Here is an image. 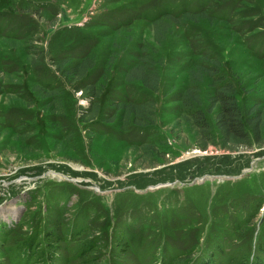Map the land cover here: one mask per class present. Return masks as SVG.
Returning <instances> with one entry per match:
<instances>
[{
  "label": "rangeland",
  "instance_id": "1",
  "mask_svg": "<svg viewBox=\"0 0 264 264\" xmlns=\"http://www.w3.org/2000/svg\"><path fill=\"white\" fill-rule=\"evenodd\" d=\"M142 61L156 89L125 82ZM223 81L264 117V0H0V264H264V118L261 145L224 148Z\"/></svg>",
  "mask_w": 264,
  "mask_h": 264
},
{
  "label": "trees",
  "instance_id": "2",
  "mask_svg": "<svg viewBox=\"0 0 264 264\" xmlns=\"http://www.w3.org/2000/svg\"><path fill=\"white\" fill-rule=\"evenodd\" d=\"M167 15L168 22H175V17L172 15V12ZM183 16L188 19H191L189 14L183 12ZM158 23V24H157ZM162 21L154 20L152 23L153 36L156 42L161 41L165 33L167 32V28L165 27L161 29L159 32L156 28L157 25H161ZM159 34V35H158ZM146 62L142 61V63H138L135 66H132L128 71H126L124 75V80L127 83L138 82L145 89H156L157 85V77L154 71L150 68L149 65H144ZM76 74H73L75 77L74 80H81L85 75V71L87 69L92 68V66L85 65L80 63V65H76ZM204 75L207 76L209 73L205 70ZM201 78L197 77L196 82H200ZM80 87H75L76 91H79L84 99H86L89 103V107L93 106L92 104L99 97L100 91H96L94 89V85L86 84L83 85L79 83ZM91 85V86H90ZM183 102L188 107L190 105L195 104L198 106L200 104L199 96L197 94V89H193L188 87L183 94ZM208 110H212L215 106L218 107L216 116H215V126L219 132V136L221 139V145L225 148L231 149L236 147H244L248 148L252 143L261 145L260 143V128L263 126V114L259 110L250 109V114L245 113L244 118L242 116V112L238 108L235 99H234V87L231 81H223L218 85H214L213 94L208 100ZM121 104V103H120ZM118 105V108L121 107L123 111V115H126L127 121H131L134 125L143 126L145 124L148 113H146V109L142 105H134L125 104ZM138 104V103H137ZM197 108V107H196ZM90 115V110L86 111L84 115L79 116V120H82V117ZM193 123L195 127H197L200 137L204 138V141L199 148L201 150H206L209 145H214L212 135L210 133L209 126L207 121L205 120L203 112L198 110V108L192 113ZM152 117V116H150ZM246 126V127H245ZM247 128V129H246ZM175 176H173V179ZM170 180V179H168ZM171 182V181H170ZM126 225V224H124ZM24 256V255H23ZM252 264V263H250Z\"/></svg>",
  "mask_w": 264,
  "mask_h": 264
},
{
  "label": "water",
  "instance_id": "3",
  "mask_svg": "<svg viewBox=\"0 0 264 264\" xmlns=\"http://www.w3.org/2000/svg\"><path fill=\"white\" fill-rule=\"evenodd\" d=\"M78 23H71L69 25H65V26H61L60 28H63V27H70V26H73V25H77ZM203 180V179H202Z\"/></svg>",
  "mask_w": 264,
  "mask_h": 264
}]
</instances>
